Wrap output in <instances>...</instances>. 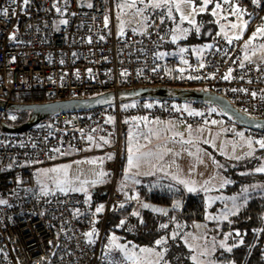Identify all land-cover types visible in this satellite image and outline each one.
Segmentation results:
<instances>
[{
    "label": "built area",
    "instance_id": "1",
    "mask_svg": "<svg viewBox=\"0 0 264 264\" xmlns=\"http://www.w3.org/2000/svg\"><path fill=\"white\" fill-rule=\"evenodd\" d=\"M218 4L231 18L250 17L249 31L230 43L215 34L206 56L194 61L161 58L172 34L163 29L160 18L144 30L127 29L119 35L114 0H29L27 5L0 0V12H8L0 15V99L8 106L143 88L202 87L244 115L264 120V61L249 60L245 47L250 32L264 22V7L254 0ZM15 118L14 112L0 107V122ZM147 119L214 130L220 120L207 103L189 107L171 99H140L132 107L116 102L59 112L22 133L0 128V201H5L0 203V264H98L107 220L127 203L126 193L118 189L127 136L134 124ZM230 126L236 132L228 138L242 132L239 124L225 122L222 128ZM246 135L255 143L264 140V131L252 129ZM99 154H109L105 169L111 182L105 199L92 209L101 225L91 241L85 235L91 224L83 197L43 193L37 170ZM168 196L169 205L145 196L135 201L154 206L149 210L163 216L184 210L175 193Z\"/></svg>",
    "mask_w": 264,
    "mask_h": 264
},
{
    "label": "rangeland",
    "instance_id": "2",
    "mask_svg": "<svg viewBox=\"0 0 264 264\" xmlns=\"http://www.w3.org/2000/svg\"><path fill=\"white\" fill-rule=\"evenodd\" d=\"M114 4L116 29L119 35L124 34L127 29H143L148 17L146 13L148 8H160L159 12L171 20L172 41L174 36L176 40L173 41L174 45L163 51L165 55L161 58L170 55L181 60L200 61L210 49L208 47V45H211L210 33L202 34L201 41L181 42L187 39L188 35L193 31H201L198 19L200 14L206 12L209 4V2L205 4V0H114ZM154 4H159L160 6L154 7ZM213 13L217 16L218 30L216 33L225 39L237 42L243 39L249 31L250 17L245 14L231 18L222 12L221 8L217 9L216 7ZM233 24H236L237 27L233 28ZM258 29H264V22L260 28L250 32L245 45L247 57L249 60L256 62L264 61V31H258ZM237 37L239 38L237 39ZM181 49H187V51L182 52ZM190 90L209 92L208 89H203L202 87H195ZM154 100L158 99L155 98ZM0 101L4 100L0 99ZM139 101V99H132L123 102V104L126 107H132ZM193 102L186 101L189 107ZM208 107L210 112L220 118V127H223L225 122L231 125L239 124L218 105L208 104ZM11 111L14 112L16 118L7 122L10 125H18L29 119L30 111ZM49 119L50 116L45 120L48 121ZM148 121L150 120L147 119L143 124H137L136 127H140V130H132V128V131H130L132 133H129L130 135L128 134L129 136L126 139L127 161L124 174L119 178L118 189L121 191L126 190L129 186V178H131L132 182L140 183L141 188L143 187V193L138 190L139 192H136L135 195H127V203L123 205V209H126L134 202L140 208L150 211L149 208L154 209V206L147 205L149 208L144 207L143 204L137 203L135 200L143 196L151 199L155 193L168 196V194L173 192L183 201L182 187L186 196L196 194L209 195L206 198L207 220L214 222V227H219L223 222L235 215L239 209H243L248 201L256 198L264 199V172L257 171V169L264 168V154H260L261 158L256 157L259 159V163L257 161L254 162V160L248 161L246 164L238 162L239 159L252 157L256 151L264 149L246 135V132L252 129L241 125V133L243 135L237 134L236 138L230 140L226 135L236 132L234 126H230L228 129L214 130L198 128L197 126L176 125L172 121H166L165 123L159 120H152L150 123L155 129L151 131L144 129L143 131L141 127L145 123L147 124ZM136 130L140 132L138 135ZM108 156L109 154H99L67 159L61 163L37 170V176H41V180H39L42 185L41 191L43 193L80 194L86 205H88L95 198L93 192L96 188L108 190L111 182V176L105 169V161ZM130 156L133 159L131 167L129 166ZM233 161H236V163ZM254 165L255 167H253ZM244 167L250 169L243 172L237 170V173H247L249 175L246 179L248 182L240 193L229 195L218 192L220 186L227 182L221 171L226 172L228 170L226 173H231L229 170H234L235 168L245 169ZM53 169H59V171H52ZM145 179H155L161 182H158L157 185L147 184L146 182L149 181L145 182ZM181 181H184V183H181ZM189 187L194 188L195 191L189 192ZM216 206L218 210L211 213V210ZM180 212L182 211L177 210L176 214ZM205 225L198 223V227H201V229L198 228L199 234H196V239L201 242L211 239L209 243L211 246L205 251L211 253L216 248L226 245V240L224 239L217 241L218 233L208 237V227ZM185 227L186 225L182 224V229ZM88 232H93V235L88 238L94 241L99 230L91 228ZM113 237L115 236L111 235L106 239L103 253L100 256L106 262L115 264H162L160 263L161 255L153 248L149 246H143L140 249L128 247L116 237L115 241H113ZM115 245H120L124 250L121 251V248H117ZM142 249L146 251H141ZM202 264H216V262L211 261Z\"/></svg>",
    "mask_w": 264,
    "mask_h": 264
},
{
    "label": "trees",
    "instance_id": "3",
    "mask_svg": "<svg viewBox=\"0 0 264 264\" xmlns=\"http://www.w3.org/2000/svg\"><path fill=\"white\" fill-rule=\"evenodd\" d=\"M218 2L219 0H209L206 12L199 15L198 25L201 31H193L188 35L187 39H184V41L181 42L191 43L201 41L202 34L207 33H210L212 39V37L217 34V16L213 14V10ZM259 3L264 7V0H259ZM159 10L160 8L147 9L146 13L148 14V17L145 21L144 28L141 30L147 28L154 18H160L162 20L163 29L171 32V20L162 15ZM172 45H174L173 41L168 45V48ZM135 126L136 124H134L132 128ZM263 152L264 149L258 150L254 156L239 159L238 162L246 164V162L254 160V162L257 161L259 163V159L257 158H261V155L264 154ZM125 158L126 143L120 176L123 173ZM233 162L236 163V161ZM253 167H255V165ZM247 169L250 168H235L234 170H229L231 173H226L228 170H226V172L221 171L225 179H227V182L220 186L218 192L220 191L223 194L226 193L229 195L240 193L248 182L246 179L249 175L247 173H237V170L243 172ZM137 190L140 192L142 191L141 193H143V187L141 188L140 186ZM181 191L184 195V210L179 214H176L177 211H171L168 216L155 214L140 208L138 204L133 202L126 209L121 207L118 211L110 215L102 237L101 254L103 253L106 239L111 235H114L115 237H118L121 242L128 243L129 245L157 248L161 254H163L162 264H200V260H195L194 258V251L185 245L184 235L193 230L195 223H203L208 227V237H212L213 234L218 233V242L223 239L226 240V245H223V247L220 246L221 248L218 247L216 250L214 249L215 251L213 250L214 252L211 253L205 251V249L207 250V248L211 246L209 244L211 239L207 240L204 245L205 249L203 250V254H201L203 256L202 258H204V262L209 263L214 261L216 264H264V199L256 198L248 201L243 209H239L235 215L223 222L221 226L214 227V222H209L207 220L208 210L206 198L209 197V195L196 194L186 196L182 187ZM105 197V195L100 197L95 195V198L90 201L88 205L84 202L91 228L98 230L100 228L101 222L99 218L94 216L92 209L99 201L104 200ZM151 200L155 203L165 205L171 203V199L168 196L157 193L152 195ZM217 204L219 205V203ZM217 206L211 210V213H213L212 211L216 212L218 210ZM182 224L186 225L184 229H182ZM173 233H176L175 237L173 236ZM236 233H239V235H236ZM160 239H163V241L160 244H157V241ZM228 248H231L232 250L228 251ZM98 264L115 263L106 262L101 259Z\"/></svg>",
    "mask_w": 264,
    "mask_h": 264
},
{
    "label": "water",
    "instance_id": "4",
    "mask_svg": "<svg viewBox=\"0 0 264 264\" xmlns=\"http://www.w3.org/2000/svg\"><path fill=\"white\" fill-rule=\"evenodd\" d=\"M155 98L160 100L171 99L181 102L194 101L215 104L218 105L227 115L235 119L240 125L256 131H264V120L253 119L242 114L227 100L214 93L167 88H143L127 90L118 93H107L89 99H71L49 103H30L20 105L12 104L7 106L5 102L0 101V107L2 108L7 107L9 110L30 111L29 119L26 122L18 125H10L0 122V128L8 133H22L41 123L49 116L59 112L82 111L111 105L116 102H125L132 99L140 100Z\"/></svg>",
    "mask_w": 264,
    "mask_h": 264
},
{
    "label": "crops",
    "instance_id": "5",
    "mask_svg": "<svg viewBox=\"0 0 264 264\" xmlns=\"http://www.w3.org/2000/svg\"><path fill=\"white\" fill-rule=\"evenodd\" d=\"M150 122H152V120H150V121H148L147 122V124L145 123L144 124V126L143 127H141V129H143V131H144V129L146 130V131H151V130H154L155 129V127H152V123H150ZM166 123V122H165ZM137 126V125H136ZM135 126V127H136ZM140 127H136V128H133L132 130H134V129H138V130H140L139 129ZM219 129H223L222 127H220L219 126V123H218V129H216V130H219ZM131 130V131H132ZM132 133V132H131ZM130 133V134H131ZM140 132L139 131H137L136 130V134L138 135ZM158 133V132H157ZM129 134V135H130ZM128 135V136H129ZM236 136L237 135H235L234 136V138H236ZM226 137H227V135H226ZM128 138V137H127ZM228 138V137H227ZM234 138H228V139H234ZM252 140V139H251ZM126 150H127V143H126ZM126 161H127V151H126V158H125V163H124V166H123V173L122 174H124V168H125V165H126ZM132 174V173H131ZM41 177V176H40ZM39 176H38V178H39V180H41V178H40ZM145 182L146 181H149V182H146L147 184H149V183H151V184H155V185H157L158 184V182H161L160 180H155V179H149V180H144ZM165 181V180H164ZM144 182V183H145ZM128 187L126 188V190H124L123 192H125L126 193V195H135L136 194V192H139L136 188H138V187H140L141 185H139V184H136V182H132V179L131 178H129V181H128ZM154 185V186H155ZM42 186V185H41ZM97 189V188H96ZM159 189H161L160 187H159ZM94 193V192H93ZM95 194V193H94ZM80 195V194H79ZM96 195V194H95ZM105 196H106V194H105ZM142 196V195H141ZM97 197H100V196H97ZM198 224L197 223H195V225H194V228H193V230H191L190 232H187L185 235H184V242H185V245L189 248V249H191V250H193L194 251V258H195V260H200L199 261V263L200 264H202V263H204V258H202L203 256L201 255V254H203V250L205 249V243H206V241H203V242H201L200 240H198V239H196V234L198 235L199 234V230H198ZM188 233H190V234H188ZM173 236L175 237L176 236V233H173ZM116 238H118V237H116ZM119 239V238H118ZM159 241H163V239H160ZM122 243H124V242H122ZM124 244H126L128 247H134V248H136V249H140L141 248V246H134V245H129L128 243H124ZM201 245V246H200ZM200 246V248L198 249V247ZM143 247V246H142ZM151 248H153L154 250H156L157 252H158V254H160L161 255V262L160 263H162L163 262V254H161V252L157 249V248H155V247H151ZM204 248V249H203Z\"/></svg>",
    "mask_w": 264,
    "mask_h": 264
},
{
    "label": "snow or ice",
    "instance_id": "6",
    "mask_svg": "<svg viewBox=\"0 0 264 264\" xmlns=\"http://www.w3.org/2000/svg\"><path fill=\"white\" fill-rule=\"evenodd\" d=\"M209 2V0H205V4H207ZM254 2L255 3H259V0H254ZM23 3L25 4V5H27L28 3H29V0H23ZM224 3H229V0H224ZM154 7H159L160 5L159 4H154L153 5ZM89 7H91V5H89ZM215 7L217 8V9H219L220 8V4H216L215 5ZM201 10H203V9H201ZM237 11H239V10H237ZM213 14H215V13H213ZM0 15H4V16H7L8 15V12H7V10L5 9L3 12H0ZM191 22V21H190ZM63 23H65V24H67V21L65 20V21H63ZM232 27L233 28H236L237 27V25L236 24H233L232 25ZM258 31H264V29H258ZM14 38V37H13ZM239 37H237V39H238ZM101 39H103V37H101ZM176 40V37L174 36L173 37V41H175ZM231 42V40H229V43ZM208 47L209 48H211L212 46L211 45H208ZM181 51L183 52V51H187V49H181ZM163 55H165L164 53H161L160 54V56L162 57ZM122 75H127V73H122ZM230 75V74H229ZM191 78V77H190ZM228 77L226 76L225 77V79H227ZM254 95V94H253ZM149 107H151V105H149ZM213 111H214V109H213ZM196 115H202V113H195ZM213 123H216L215 121H213ZM238 135H243L242 133H240V134H238ZM258 143L260 144V146L262 147V148H264V140H261V141H258ZM129 151H131V149H129ZM132 164H133V159H132V157L130 156L129 157V166L131 167L132 166ZM52 171H59V169H53ZM257 171H261V172H264V168H260V169H257ZM101 175H103V173H101ZM181 183H184V181H181ZM61 190H63V189H61ZM188 191L189 192H192V191H195V189L194 188H192V187H189L188 188ZM89 199H90V197H89ZM0 203H5V201H0ZM123 205H121V207H122ZM144 207H148L147 205H144ZM97 211L99 212V211H102V207L101 208H98L97 209ZM134 215H135V213H134ZM123 223V222H122ZM85 235H87L88 237H91L92 235H93V232H88V233H86ZM236 235H239V233H236ZM113 241H115V237H113ZM89 243H91V241H89ZM161 243V241H157V244H160ZM241 243H242V241H241ZM117 248H121V246L120 245H115ZM222 247H223V245H222ZM124 249L123 248H121V251H123ZM228 251H231L232 249L231 248H228L227 249ZM141 251H146L145 249H142ZM127 255V254H126ZM129 258H131V257H129Z\"/></svg>",
    "mask_w": 264,
    "mask_h": 264
},
{
    "label": "flooded vegetation",
    "instance_id": "7",
    "mask_svg": "<svg viewBox=\"0 0 264 264\" xmlns=\"http://www.w3.org/2000/svg\"><path fill=\"white\" fill-rule=\"evenodd\" d=\"M94 193L97 195V196H101V195H105L107 193V191L105 189H95L94 190Z\"/></svg>",
    "mask_w": 264,
    "mask_h": 264
}]
</instances>
